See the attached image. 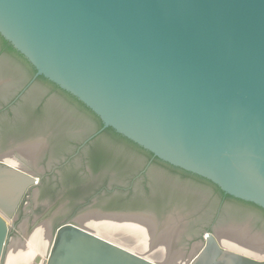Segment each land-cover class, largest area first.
<instances>
[{"label": "water", "instance_id": "95a60500", "mask_svg": "<svg viewBox=\"0 0 264 264\" xmlns=\"http://www.w3.org/2000/svg\"><path fill=\"white\" fill-rule=\"evenodd\" d=\"M0 36L35 69L33 80L43 77L99 118L95 135L111 128L264 210V0H0ZM37 87L43 98L77 107ZM8 149L0 139V151ZM17 152L33 160L37 147ZM11 154L0 155V264H264V215L159 166L153 173L195 204L157 208L143 198L140 211L169 217L158 223L142 212L92 211L51 238L49 220L30 234L23 225L6 246L7 220L36 183ZM220 209L238 215L217 221ZM191 233L198 240L186 244Z\"/></svg>", "mask_w": 264, "mask_h": 264}, {"label": "flooded vegetation", "instance_id": "af4514ba", "mask_svg": "<svg viewBox=\"0 0 264 264\" xmlns=\"http://www.w3.org/2000/svg\"><path fill=\"white\" fill-rule=\"evenodd\" d=\"M21 68L0 55V139L9 142V149L0 151V155L12 151L20 172L36 179V183L22 195L14 214L8 218L6 246L11 235H21L20 227L23 225L26 233L30 234L34 227L49 220L51 238L59 226L92 211L142 212L152 215L158 223L165 221L169 216L160 219L157 215L140 211L139 207L144 205L141 193L135 199L136 186H140V190L143 188L141 175L151 164V159L145 160L146 167L137 176L129 173L127 166L120 170L108 161L96 165V158L102 150L116 147L110 145L108 139L95 140L104 129L95 135L102 128L94 132L96 123L93 120L73 112L77 110L85 114L77 105L76 109H67L51 102L48 97L43 98L37 87V78L33 80V76L26 83ZM34 83L35 89L28 90ZM37 109H40L39 115L35 114ZM31 115L34 117L30 118ZM26 145L37 147L33 160L17 152V148ZM220 210L214 214L217 221H222ZM184 222L180 223V228H183L180 237L188 225L186 217ZM205 229L213 231L210 226ZM198 237L191 233L184 240L191 245L197 242Z\"/></svg>", "mask_w": 264, "mask_h": 264}, {"label": "trees", "instance_id": "16d2710c", "mask_svg": "<svg viewBox=\"0 0 264 264\" xmlns=\"http://www.w3.org/2000/svg\"><path fill=\"white\" fill-rule=\"evenodd\" d=\"M2 54H7L9 56H13L17 58V61L20 63V65L23 66L21 69L26 77V81H25L26 83H28L29 80L35 75V69L27 62V60H25L22 55H20L16 50H14L13 47L0 36V55ZM36 82L37 84L39 82H42L43 84L49 86L53 91L63 95L72 104L77 105L79 109H81L85 113L87 119H91L96 123L94 132L102 128V122L99 120V118L95 114H93L88 108H86L83 104H81L78 100H76L74 97L60 90L56 85L52 84L43 77H37ZM35 85L36 83L32 84L28 90H31ZM37 112L35 114L39 115L40 109H37ZM34 115H31L30 118L34 117ZM100 138L108 139L110 141L109 142L110 145L111 144L126 145L130 149H132L135 153L143 157L144 160L146 161L151 159V164L147 167L146 171H144V173L141 175L144 181L143 188L140 190L139 189L140 186H136V192H135L136 200L138 199V195L141 193L142 195H144L141 196L142 198H146L149 201H152V204H156L157 208L161 207L163 203L165 204V201L168 202L170 200H186L187 202L190 201L189 203L192 202L194 204L196 203L197 201L196 198L194 199L190 196H186L184 192L174 189L173 185L166 183L165 180L159 178L156 174H154L152 171L153 166H159L169 171L173 175H178L181 176L182 178L191 179L195 182L211 187L214 190V192L221 197L222 200H229L244 206L251 207L259 211L262 215H264V210L258 208L257 206L227 196L210 182L198 176L189 174L187 172H184L180 169L174 168L166 163L161 162L157 158H154L149 152L143 150L134 143L130 142L129 140L125 139L124 137L114 132V130H112L111 128L104 129L99 135H97L95 140H101ZM121 151L122 150L117 146L114 148L111 146V148L108 147L102 150L100 156L96 158V165L97 163L105 164L108 161L110 165H113L114 167L120 170L123 167L127 166L129 169L128 172L134 173V175L137 176L138 173H140V171H142L146 167V165L144 166V163L142 164V162H140L139 157L135 156L137 158H132L129 154L125 156L124 153H122ZM237 215H238L237 212H235L234 210H229V211L223 209L220 210V218H222V220L224 221H228L230 218L235 217ZM205 230L208 232L211 231L210 229H205Z\"/></svg>", "mask_w": 264, "mask_h": 264}, {"label": "bare ground", "instance_id": "6f19581e", "mask_svg": "<svg viewBox=\"0 0 264 264\" xmlns=\"http://www.w3.org/2000/svg\"><path fill=\"white\" fill-rule=\"evenodd\" d=\"M11 166V165H10ZM17 170H19V169H17ZM19 171H21V170H19ZM7 223H8V226H9V220H7Z\"/></svg>", "mask_w": 264, "mask_h": 264}, {"label": "rangeland", "instance_id": "374dc122", "mask_svg": "<svg viewBox=\"0 0 264 264\" xmlns=\"http://www.w3.org/2000/svg\"><path fill=\"white\" fill-rule=\"evenodd\" d=\"M203 237H204V234H203Z\"/></svg>", "mask_w": 264, "mask_h": 264}]
</instances>
